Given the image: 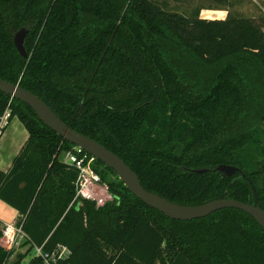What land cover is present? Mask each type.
I'll return each mask as SVG.
<instances>
[{
	"label": "trees",
	"instance_id": "16d2710c",
	"mask_svg": "<svg viewBox=\"0 0 264 264\" xmlns=\"http://www.w3.org/2000/svg\"><path fill=\"white\" fill-rule=\"evenodd\" d=\"M218 1L224 8H208L225 15L206 19L156 0H0V79L116 154L145 190L181 205L253 204L252 187L264 211V29L255 22L264 14ZM20 27L26 57L12 43ZM8 99L0 92V113ZM8 108L27 137L0 171V200L29 245L10 260L13 249L0 247V264H20L41 243L68 250L60 264H264V229L248 214L168 218L98 159L111 200L71 203L76 170L59 154L73 145L23 102L10 98ZM218 164L239 170L226 176Z\"/></svg>",
	"mask_w": 264,
	"mask_h": 264
},
{
	"label": "water",
	"instance_id": "95a60500",
	"mask_svg": "<svg viewBox=\"0 0 264 264\" xmlns=\"http://www.w3.org/2000/svg\"><path fill=\"white\" fill-rule=\"evenodd\" d=\"M26 31L24 27H20L12 36L13 46L22 57H26V52L22 44ZM0 92L28 105L45 126L54 131L63 140L78 147L94 159H98L104 165L111 168L118 180H120L132 195L148 207L162 213L164 216L177 220H190L206 216L210 212L218 209L236 208L248 214L264 229V211L259 207L252 187L251 190L254 195L253 204L244 203L231 198H215L197 205H181L168 201L153 192L145 190L140 185L136 174L116 154L88 136L71 129L55 115L49 106L33 93L21 88L17 84L2 79H0ZM204 170L205 169H197L193 171L202 172ZM215 170L229 176L239 169L229 164H218Z\"/></svg>",
	"mask_w": 264,
	"mask_h": 264
},
{
	"label": "built area",
	"instance_id": "2783aa9c",
	"mask_svg": "<svg viewBox=\"0 0 264 264\" xmlns=\"http://www.w3.org/2000/svg\"><path fill=\"white\" fill-rule=\"evenodd\" d=\"M10 98L6 103L5 109L0 113V134L9 120L8 105ZM60 154V160L76 170L71 203L75 200L84 199L94 202L95 206H101L111 200V194L106 184L101 181L99 174L94 170L95 163L92 156L74 145L70 149L61 151ZM101 188H103L108 197L97 193V190ZM21 223L7 222L0 227V237L5 250L18 248L28 239L21 228ZM42 245L43 243L39 245L31 244L32 256L39 258L40 264H60L68 254V250L62 245H57L50 251L44 250Z\"/></svg>",
	"mask_w": 264,
	"mask_h": 264
},
{
	"label": "rangeland",
	"instance_id": "374dc122",
	"mask_svg": "<svg viewBox=\"0 0 264 264\" xmlns=\"http://www.w3.org/2000/svg\"><path fill=\"white\" fill-rule=\"evenodd\" d=\"M161 7L176 11L181 14L189 15L196 8H201L198 11V17L212 19V18H223L225 15V9H211L208 7L218 8L223 7L224 5H219L218 0H156ZM164 2V3H162ZM233 10L242 13V14H254V8H258L264 14V0H239L237 4H233ZM226 7V6H225ZM232 10V9H231ZM255 22L258 23L262 29H264V25H261V22L255 18ZM17 31V30H16ZM15 32V31H14ZM59 158L61 159V154H59ZM97 193L101 196L108 197L103 188L98 189ZM33 255V250H30L25 254L24 258L21 260L20 264H26L28 259Z\"/></svg>",
	"mask_w": 264,
	"mask_h": 264
},
{
	"label": "crops",
	"instance_id": "0c3cea01",
	"mask_svg": "<svg viewBox=\"0 0 264 264\" xmlns=\"http://www.w3.org/2000/svg\"><path fill=\"white\" fill-rule=\"evenodd\" d=\"M26 137L27 132L22 123L15 116L11 117L0 134V171L8 169L12 158L17 154ZM16 217L17 211L0 200V226L7 222H14ZM0 247L4 249L1 237ZM26 248L27 245L23 244L18 248H13V253L8 260H10L16 252H24Z\"/></svg>",
	"mask_w": 264,
	"mask_h": 264
}]
</instances>
